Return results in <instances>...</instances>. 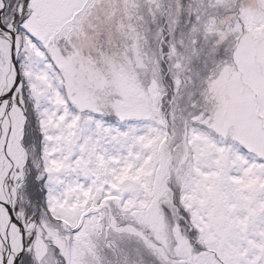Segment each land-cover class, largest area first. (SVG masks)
I'll list each match as a JSON object with an SVG mask.
<instances>
[{
	"label": "snow or ice",
	"instance_id": "1",
	"mask_svg": "<svg viewBox=\"0 0 264 264\" xmlns=\"http://www.w3.org/2000/svg\"><path fill=\"white\" fill-rule=\"evenodd\" d=\"M94 7L0 0V264H78L76 248L133 232L157 210L179 217L174 264H264V78L242 111L223 97L185 117L186 166L161 188L182 62L165 67L166 42L154 59H85ZM207 7L193 6V25ZM210 54L225 62L223 49Z\"/></svg>",
	"mask_w": 264,
	"mask_h": 264
},
{
	"label": "rangeland",
	"instance_id": "2",
	"mask_svg": "<svg viewBox=\"0 0 264 264\" xmlns=\"http://www.w3.org/2000/svg\"><path fill=\"white\" fill-rule=\"evenodd\" d=\"M94 4L91 21L85 26L88 39L80 45L85 59L98 60L101 67L114 59L138 61L140 55L154 59L160 57V45L166 42L174 46V52L165 67L177 59L182 62L178 75L183 83L174 104L177 135L169 143L170 156H162L158 166L160 187H166L164 182L169 180L175 184L177 169L186 166L181 163L185 117L190 118L199 108H210L214 98L223 97L236 101L242 111L240 98L254 88L255 81L264 78V0H193L184 8L180 0H94ZM196 4L208 7L193 25L190 16ZM111 13L112 22L108 23ZM242 13L252 28L245 25ZM163 18L171 37L158 40L156 25ZM204 36L211 38V43ZM218 49L224 50L223 64L210 54ZM209 63L214 67L205 79L204 69ZM138 66L142 78L150 79V69ZM114 214L131 227L130 217ZM178 219L175 210L168 218L157 210L144 223H137L133 232H110L107 238L96 240L94 249L76 248L78 264H174ZM157 242L158 248L154 247Z\"/></svg>",
	"mask_w": 264,
	"mask_h": 264
},
{
	"label": "trees",
	"instance_id": "3",
	"mask_svg": "<svg viewBox=\"0 0 264 264\" xmlns=\"http://www.w3.org/2000/svg\"><path fill=\"white\" fill-rule=\"evenodd\" d=\"M243 14L244 13H242L241 15H240V17H241V19L245 22V25H247L248 27H251L252 26V24L251 23H246V21H245V19H243L242 18V16H243ZM167 21H166V19H162L161 21H160V23H158L157 25H156V27H157V29H158V31H159V33H157L159 36H158V40H160V39H164V40H166V39H168V37H171L170 36V29H169V26H168V24L166 23ZM193 23V22H192ZM252 28V27H251ZM160 29H164L165 30V32H164V34L162 35L161 34V32H160ZM255 30V29H254ZM257 30V29H256ZM204 38H206V41L207 42H210L211 43V38L210 39H208V37L206 36H204ZM177 96V95H176ZM233 175L235 176L236 175V173L234 172L233 173ZM128 181V180H127ZM127 181H125V183H127ZM164 232V231H163ZM162 232V233H163ZM79 259H81V258H79ZM86 264H88V263H86Z\"/></svg>",
	"mask_w": 264,
	"mask_h": 264
},
{
	"label": "bare ground",
	"instance_id": "4",
	"mask_svg": "<svg viewBox=\"0 0 264 264\" xmlns=\"http://www.w3.org/2000/svg\"><path fill=\"white\" fill-rule=\"evenodd\" d=\"M108 19H107V21H108V23L110 22H112V13L107 17Z\"/></svg>",
	"mask_w": 264,
	"mask_h": 264
}]
</instances>
